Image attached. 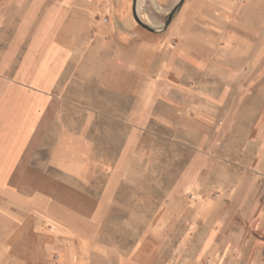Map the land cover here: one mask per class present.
I'll return each mask as SVG.
<instances>
[{"label": "crops", "instance_id": "1", "mask_svg": "<svg viewBox=\"0 0 264 264\" xmlns=\"http://www.w3.org/2000/svg\"><path fill=\"white\" fill-rule=\"evenodd\" d=\"M135 1L0 0V264H197L264 238V60H216L264 35L261 0H211L217 44L186 9L164 28L180 0L150 22L137 0L155 32Z\"/></svg>", "mask_w": 264, "mask_h": 264}, {"label": "rangeland", "instance_id": "2", "mask_svg": "<svg viewBox=\"0 0 264 264\" xmlns=\"http://www.w3.org/2000/svg\"><path fill=\"white\" fill-rule=\"evenodd\" d=\"M243 10L247 13H252L253 10H250L246 3L249 0H240ZM245 4V5H244ZM247 5V7H246ZM258 6V3L256 4ZM245 6V7H244ZM254 8L253 6H251ZM150 8V9H149ZM187 10L188 13H192L193 17H196L199 25V34H200V42H211L213 44H217L219 42L218 37V29H222V13L226 8H223V4L212 2L211 0H185L183 6L177 11V15L183 10ZM264 11V0H261L259 3V7L256 10ZM140 15H143V19L147 22H150L154 15H163V9H158L155 7L154 3L150 0H141L140 2ZM196 14V15H195ZM162 22L159 25H163ZM251 21H247L248 27L250 26ZM252 25V24H251ZM230 41L235 43V48H231L230 51L222 52L224 54L223 57L220 56L219 59L216 57V60L222 62L221 65L223 69H240L242 67V58H239V55L246 54L247 56V64L248 71L250 70V66H259L264 60V51L260 50V45L264 42V35H256V34H248L246 36V40H240L236 33L230 32ZM245 44L246 51L240 52L238 46ZM234 46V45H233ZM219 50V47L217 46ZM221 51V50H219ZM240 65V66H239ZM232 74H234L232 72ZM238 75V74H237ZM226 86H239L242 84L231 83L225 84ZM153 153L155 156L162 155L159 152V144L157 141H152ZM164 148V147H163ZM157 159V158H156ZM155 169L157 170L158 163H154ZM56 179L55 181H57ZM151 180L152 189L158 188L157 180ZM169 182H173L174 180H168ZM172 183V184H173ZM157 197V195H150V199ZM234 239V249L231 253V258L227 259L226 253L223 256H220L218 259H213L211 262L208 260L198 259L197 264H254V259H245L243 255L246 251H253L255 249L264 251V238H232ZM262 240V241H261ZM259 241V243H257ZM200 260V261H199ZM202 261V262H201ZM185 262H190V260H184ZM194 264V262H193Z\"/></svg>", "mask_w": 264, "mask_h": 264}, {"label": "water", "instance_id": "3", "mask_svg": "<svg viewBox=\"0 0 264 264\" xmlns=\"http://www.w3.org/2000/svg\"><path fill=\"white\" fill-rule=\"evenodd\" d=\"M185 0H180L178 2V4L175 6V8L170 12L169 16L167 17L166 21H165V26L164 28H167L170 24V22L172 21V18L174 17L175 13L182 7V5L184 4ZM133 14L134 17L136 19V21L145 29L151 31V32H155L156 30L152 27H150L148 24H146L145 22L142 21V19L138 16L137 13V0L134 2L133 5Z\"/></svg>", "mask_w": 264, "mask_h": 264}, {"label": "built area", "instance_id": "4", "mask_svg": "<svg viewBox=\"0 0 264 264\" xmlns=\"http://www.w3.org/2000/svg\"><path fill=\"white\" fill-rule=\"evenodd\" d=\"M105 21H107V20H105Z\"/></svg>", "mask_w": 264, "mask_h": 264}]
</instances>
